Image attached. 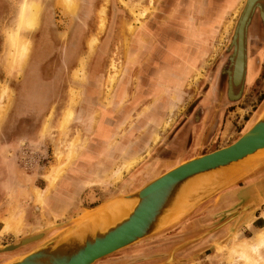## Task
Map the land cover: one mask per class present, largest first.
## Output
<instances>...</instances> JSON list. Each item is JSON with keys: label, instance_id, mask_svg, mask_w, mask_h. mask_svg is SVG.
<instances>
[{"label": "rangeland", "instance_id": "rangeland-1", "mask_svg": "<svg viewBox=\"0 0 264 264\" xmlns=\"http://www.w3.org/2000/svg\"><path fill=\"white\" fill-rule=\"evenodd\" d=\"M24 1L0 0V250L48 233L10 257L0 253V264L69 233L78 220L91 226L97 213L116 202L96 206L137 190L184 160L231 144L264 107V14L259 5L246 27L243 93L237 99L228 95L233 36L236 50L248 0H72L73 9L67 0H31L39 6L38 21L21 29L28 48L19 59L8 41L20 27ZM103 117L115 136L112 144L102 146L114 145L124 156L128 151L121 141L135 131L141 166L180 128L191 139L180 153L168 154L154 175L150 165L142 170L136 184L110 185L136 165L135 158L114 161L109 178H102L99 168L95 187H66L64 180L78 173L82 153L107 140L100 135L107 133L100 126ZM250 158L232 168L248 169ZM252 179L264 182V154L253 170L222 190L242 188ZM222 190L93 264H264L259 238L264 229L257 235L247 229L255 215L264 217V198L242 222L220 216L226 211L220 209L197 233L203 205H217ZM181 229L191 232L183 241ZM147 242H155V248L119 261L123 251ZM244 244L247 257L240 252Z\"/></svg>", "mask_w": 264, "mask_h": 264}, {"label": "water", "instance_id": "water-1", "mask_svg": "<svg viewBox=\"0 0 264 264\" xmlns=\"http://www.w3.org/2000/svg\"><path fill=\"white\" fill-rule=\"evenodd\" d=\"M243 9L245 8L243 7ZM252 16L253 13L251 18ZM234 40L235 36H233L232 41L234 50L230 57L231 63L227 71L228 95L231 99H237L242 95L246 81L243 75L245 69H240L241 75L238 84L241 85V92L238 94L233 92L231 80L232 77H235L236 70L231 69L232 61L235 59L236 54ZM234 82L235 79L233 78L232 83ZM261 148H264V114L260 115L231 144L184 160L152 178L137 190L116 196L93 208L97 209L99 206L110 202L131 203L134 207L130 214L115 225L103 231L100 227L91 229V226L85 224V222L77 223L78 220L69 233L63 236L50 237L42 245L3 264H93L97 260L151 235L165 225L182 217L210 194L222 190L227 185L237 181L212 180L208 184L187 191L192 183L202 178L198 176L199 174L218 169L212 171L213 173L211 172L212 175H217L223 171L221 167L239 161ZM263 154L264 152L249 160V168L242 173V176L261 163ZM234 166L231 165L230 168ZM211 174L208 176H212ZM239 196L241 201L220 213V216L234 217L237 220H241L246 215H250L251 212L258 208L264 198V182H257L244 188L239 193ZM173 210L175 211L172 213ZM47 233L48 231L45 232V235ZM16 241L11 242V246L0 250V253L38 240L23 239L19 243Z\"/></svg>", "mask_w": 264, "mask_h": 264}, {"label": "crops", "instance_id": "crops-1", "mask_svg": "<svg viewBox=\"0 0 264 264\" xmlns=\"http://www.w3.org/2000/svg\"><path fill=\"white\" fill-rule=\"evenodd\" d=\"M237 2H238V0H237ZM237 2L233 7H235L237 5ZM213 3H215V0H213ZM221 7H223V2H222V4H220V6L217 5L219 12H221ZM226 9H231V8H226ZM208 21L209 22L206 24H211V21L209 19H208ZM170 42H176V41L174 39H171ZM159 114H161V113H159ZM159 117H162V116L161 115L156 116L157 119ZM183 130H184V127L180 128L179 132L177 133V135L175 137H173L170 140L165 141L164 143H162V145H159L156 148V153L149 160V163H147L146 165H142V166L140 165V162H141V160H140L141 152H140V145H139L140 144V138L139 139L136 138V132L135 131L131 135L127 136V138H125L124 140L121 141V145L126 147L127 148L126 151H128L127 154L124 156L121 153H119V149L115 150V148L113 147L114 145L112 147H110L109 145L104 146L103 149L102 148H100V149L92 148L90 151L83 152V154H85L86 158L83 159L82 161L80 160L77 163L76 170L78 171V173H75V175H72L71 179H65L64 184H66V187H67V185L68 186L74 185V187H75V185H79V186L83 185V188L85 191V189L90 185L95 187V186H97L95 184H100L99 181H94V179L97 178L96 172L99 170V168H101L100 173L102 174V178L103 177L109 178L110 174H112V171H115V169H112L110 171V168H111V166H113L114 161L117 163L118 161H130V160H133L135 158L138 160L136 165L133 166L129 171L124 170L122 173V178L118 179L116 184H112L110 182V185H113V186L117 185L118 188L119 187L123 188L124 186L127 187L130 184H136L137 182H139L141 180L140 178H141V171L142 170H144L145 168H147L150 165L153 168L151 170V173L154 175L155 172L158 169H160L161 165H163L164 160H166L165 157L168 154H171L173 151H176L178 153H180L182 151V149L185 147V145H187V142L191 139L189 137V135H188V137H186ZM114 133H115L114 131H113V133H111V131H110L108 133L107 140H103V143L112 144V140L114 139V138L112 139V137L115 136ZM136 144H138V145H136ZM130 145H131V147L129 149V147H127V146H130ZM155 176L156 175H154V177ZM154 177L152 176V178H154ZM257 182H258L257 179H252V181H250L249 185H246L242 188H232V189L222 190V192L219 195V202H221V205L224 206V207H222V209L228 210L231 207H233L234 205H236L238 202H240L241 199H240L239 193L241 192V190H243L244 188H247L249 186H252ZM83 188H82V190H83ZM55 198H58V196H56ZM47 201L50 202L51 199L48 198ZM205 206L206 205H203L204 208H205ZM214 206H217V205L215 204ZM216 212L217 211H215V213L213 214V217H214V215H217ZM252 213L253 212H251V214ZM250 215H246L244 218L250 217ZM235 220H236L235 221L236 223L243 221L242 219L237 220L236 218H235ZM247 229L250 230V232H252V235H253V233H256V235H257L260 231H262L264 229V217H263V215L262 214L255 215V217L253 219H251V225ZM229 233H230V231L227 232L225 240H228L227 236ZM7 244H9V243H7ZM7 244H5V245H7ZM22 247H24V246H21L19 248H16V249H13L10 251L1 252V253H6L7 254L6 256L10 257L12 255V253H15V251L21 249Z\"/></svg>", "mask_w": 264, "mask_h": 264}, {"label": "bare ground", "instance_id": "bare-ground-1", "mask_svg": "<svg viewBox=\"0 0 264 264\" xmlns=\"http://www.w3.org/2000/svg\"><path fill=\"white\" fill-rule=\"evenodd\" d=\"M65 2H66V5L69 6V9L74 8V6H73L74 3L72 2V0H67ZM257 5L262 7L261 11H263V14H264V0H248L246 8H245L243 15L241 17V20H240L238 30H237L236 54H235V59L232 62L233 63L232 69H236L235 70V77H232V80H233V78L235 79V82L232 83V90L234 92L238 91V88L241 86L240 84H238V82L240 80V75H241L240 69H245V64H246V57H245L246 27H247V24L250 20V17L252 15L254 8ZM38 8H39L38 4H36L34 1H31V0L24 1L22 4V8H21L22 11H21L20 18H19L20 27L16 32L10 33V35H9L10 37H9L8 42H10V45L12 48V54L19 59H22V57L24 56V52L28 48V42L23 40V38H22L23 36L21 34V29H23L25 27H32L33 25H35L37 23V21H38ZM245 71H246V69H245ZM245 71L243 74L244 76L246 74ZM241 84H242V80H241ZM262 114H264V107L261 110V115ZM70 116H71V112H68L66 119L68 120L70 118ZM263 152H264V148H261V149L257 150L256 152L248 155L247 157H245L239 161L233 162L232 164H230L228 166L221 167L223 169V171L217 175L216 174L212 175L211 172L216 171L218 169L199 174L198 176H201L202 178L200 180L192 183L191 186L187 189V191L188 190L191 191V190H194L195 188L203 186L204 184H208L212 180H214V181L215 180H223L224 182H230V181L238 180L242 176V173L245 171V168L244 169H242V167H240V168H232L231 167L230 168V166L231 165H237L238 163H240L244 160L246 161V159H248L252 156L255 157L256 155L263 153ZM221 168H219V169H221ZM59 173H60V171H59ZM210 174L212 176H208ZM133 207L134 206L129 202H116L114 204L109 205V207L107 209H104L105 213L104 212L101 213L100 212L101 210L99 211L100 214L97 213V215L95 216V217H98L96 219V222L93 224L90 223L91 229H96L98 227H100L103 231L108 229L110 226L115 225L116 223L121 221L123 218L127 217L130 214V212L132 211ZM174 211L175 210H173L172 213ZM92 213L89 215L91 216ZM93 218H94V216H93ZM44 235H45V233H41L38 235L26 237L24 239L40 240L44 237ZM259 238L261 241H264V233L261 234ZM20 241H18L17 243H19ZM8 246H11V245H8ZM247 251H248V245L244 244L242 246V250L240 251L242 253L243 257H247V254H248Z\"/></svg>", "mask_w": 264, "mask_h": 264}, {"label": "flooded vegetation", "instance_id": "flooded-vegetation-1", "mask_svg": "<svg viewBox=\"0 0 264 264\" xmlns=\"http://www.w3.org/2000/svg\"><path fill=\"white\" fill-rule=\"evenodd\" d=\"M263 12V11H262ZM41 100H43V98L41 99ZM38 104H40V103H38ZM105 110V109H104ZM103 112H105L106 113V110L105 111H103ZM103 116H105V117H107V114L106 115H103ZM105 117H103V123L102 124H100V126H102V127H104L105 129H107V133L106 134H101L100 132V135L102 136V138L101 139H106L107 137H108V131H109V129H108V126H107V124L105 123V121L107 120ZM101 146L100 147H96L97 149H100V148H104V146H102L104 143H103V140H101ZM92 149V148H91ZM91 149H89V150H87V151H90ZM86 152V151H85ZM83 154V153H82ZM83 157H84V159L86 158V156H85V154H83ZM215 205V203L213 202V205H206L205 206V208L203 207L202 209H204L202 212V214L201 215H198V217L196 218V231H197V233H199V232H201V231H203L204 230V227L206 226V225H208L209 223L207 222L209 219H211L212 218V216H213V214L215 213V211H218V210H220V209H222V207H224V206H222L221 205V202H219L218 204H217V206H214ZM215 207V208H214ZM215 221V220H214ZM182 230V233H181V239H182V241L185 239H183V236H185L184 234H186V235H188V234H190L191 232H188V230H186L185 231V229H181ZM188 233V234H187ZM187 238V237H186ZM154 243L155 242H147V243H142V244H140V245H138V246H136V247H133V248H130V249H126L125 251H123V253L121 254V257H119V261H122V262H124L129 256H131V254H134L135 252H140V251H142V252H144V251H147V250H149V249H154L155 247H154ZM149 247V248H148ZM186 249H188V247H186Z\"/></svg>", "mask_w": 264, "mask_h": 264}]
</instances>
